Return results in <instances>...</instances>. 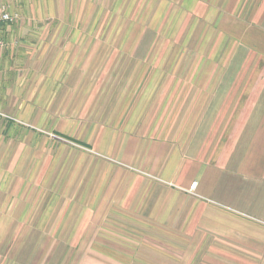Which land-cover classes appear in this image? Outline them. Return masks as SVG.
Here are the masks:
<instances>
[{"label": "crops", "instance_id": "1", "mask_svg": "<svg viewBox=\"0 0 264 264\" xmlns=\"http://www.w3.org/2000/svg\"><path fill=\"white\" fill-rule=\"evenodd\" d=\"M1 7L18 15L20 25L40 28L33 36L32 43L40 44L34 57L48 67L36 68L34 84H52L55 94L71 89L78 66L67 60V45L58 44L80 43L77 56L84 59L90 36L83 28L117 26L126 10L133 20L129 25L160 28L165 41L177 43L198 63L163 68L169 81L161 84V121L167 125L125 137L119 128L101 130L107 133L103 138L115 140L108 155L112 163L98 180L86 179L88 166L59 199L52 194L35 202L43 180L32 184L23 173L7 174L25 163L26 148L25 140L8 129L14 120L0 115V264L11 257L19 262L23 241L9 243L4 251L3 244L11 233L36 232L40 226L26 220L42 212L43 218L61 213L68 221L64 233L76 238L67 250L93 252L81 256L80 264H264V0H0ZM92 8L99 10L96 17ZM142 11L145 15L138 17ZM111 18L117 20L98 23ZM10 26L2 28V37ZM62 27L82 32L69 40L70 31ZM12 56L7 46L0 55V77L11 71L6 64ZM50 61L59 64L49 66ZM41 156L39 151L33 162ZM30 187L33 197H27ZM107 229L143 236L144 250L156 247L162 253L154 257L139 243L132 248L106 241L100 233ZM49 235V243H55ZM47 249L56 251L57 245L37 247ZM39 255L33 264H39Z\"/></svg>", "mask_w": 264, "mask_h": 264}, {"label": "rangeland", "instance_id": "2", "mask_svg": "<svg viewBox=\"0 0 264 264\" xmlns=\"http://www.w3.org/2000/svg\"><path fill=\"white\" fill-rule=\"evenodd\" d=\"M89 12L92 16L99 14L98 8H92ZM130 14L131 10H126L122 12L118 21L114 18L98 21L106 24L119 22L117 26L93 25L83 28L90 36L89 42L85 44L89 48V54L84 56V59L77 56L80 43L58 44L64 47L67 45L71 51V56L67 60L75 62L78 66L73 69L71 89L59 90L56 94L52 84L42 88L39 84H34L39 77L35 74L36 68L41 65L43 69L45 66L48 67V62L44 64L43 61H38L37 55L34 57V49L40 44L32 43L33 36L40 28H31L29 25L24 27L20 25L19 20L12 23L9 28H4L3 37L7 42L9 53H13V56L6 64L11 71L0 77V115L14 120L10 121V124L7 123L8 129L15 132L21 141L25 140L27 159L25 163L18 164V167L13 169V173L9 171L7 174L11 173L14 176L23 173L22 177L28 182L32 181V184L37 178L43 180L42 193L36 195L35 202L39 200L43 202L45 197L52 194V197L58 199L64 196L66 184L80 180L88 166H91V169L86 179L98 180L97 175L103 171L106 164L112 163L108 155L110 152L112 154L115 140L103 138L108 130L115 132V128H119L125 137L136 133L145 135L146 130L150 132L158 123L167 125L161 121L163 93L161 84L169 81L167 74L163 75V68L192 67L198 62L193 58H187L185 49L178 48L177 43L165 41L167 38L159 34L160 28H154L152 31L145 26L129 25L133 22ZM138 14V17L141 15L143 17L145 12L136 13ZM50 29L52 28H47L49 31ZM56 29L58 28H54ZM63 29L70 31L69 40L75 39V36L82 32V28ZM145 29L149 31L145 33ZM49 31L47 34L50 33ZM98 37L101 38L100 41ZM140 37H143L141 43L138 42ZM72 45L73 50L70 48L73 47ZM180 50L181 54H179ZM61 62L62 58L59 63ZM50 65L57 66L51 64V61ZM54 70L55 68L53 72ZM152 70L154 74L150 73ZM61 98L63 104L67 103L68 107L62 105ZM59 104L61 106H58ZM99 130H106L107 133L101 131L100 134ZM103 147L108 152H104ZM39 151L42 154L41 159L33 162ZM69 158L67 163L66 160ZM93 190L92 188L91 192ZM35 194L33 187H30L27 197H33ZM33 216L34 213H31L26 224L33 227L39 225L40 228L36 232L32 229L30 234L26 235L11 233L3 244V251L9 243L16 245L23 241L21 257L19 262L12 257L8 258L4 264L25 262L33 264L39 254H42L39 255L41 258L39 264H80L81 256L88 258L93 255V252L82 253L66 249L76 236L71 238L67 232L64 233L68 221L61 213L52 218L50 213L43 218V212L40 217L37 214L36 219ZM111 219L115 220L113 217ZM111 219L107 221L114 228ZM118 224L120 225V222ZM116 227L121 229L119 226ZM49 234H54L52 237L55 243H49ZM131 235L129 231L120 233L113 229L100 233V237L106 241L119 242L126 246L130 243L132 248L139 243L145 255L160 257L158 254L162 251L156 247L155 250H144L145 246L141 243L143 236ZM45 242L46 244H43ZM40 244L43 247L49 244L52 248L57 245V250L38 251L37 247ZM157 247L168 249L167 245L160 243ZM206 257L207 255L204 258ZM102 260L106 263L112 262L106 257Z\"/></svg>", "mask_w": 264, "mask_h": 264}, {"label": "built area", "instance_id": "3", "mask_svg": "<svg viewBox=\"0 0 264 264\" xmlns=\"http://www.w3.org/2000/svg\"><path fill=\"white\" fill-rule=\"evenodd\" d=\"M18 20V15H14L11 12L8 11L6 7L0 8V55L6 50L7 48V42L6 40L1 36V30L4 26H7L8 24H12L15 21ZM197 188V183H193L190 187V191H195Z\"/></svg>", "mask_w": 264, "mask_h": 264}]
</instances>
